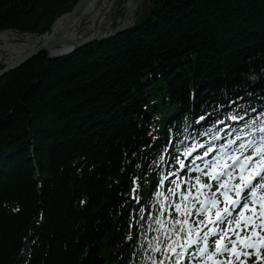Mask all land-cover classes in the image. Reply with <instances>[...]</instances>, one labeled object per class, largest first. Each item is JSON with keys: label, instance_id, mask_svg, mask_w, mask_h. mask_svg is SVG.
Wrapping results in <instances>:
<instances>
[{"label": "trees", "instance_id": "trees-1", "mask_svg": "<svg viewBox=\"0 0 264 264\" xmlns=\"http://www.w3.org/2000/svg\"><path fill=\"white\" fill-rule=\"evenodd\" d=\"M76 1L0 0V31ZM236 100L264 103V0H150L132 31L1 78L0 264H138L132 180L145 204L167 137Z\"/></svg>", "mask_w": 264, "mask_h": 264}, {"label": "snow or ice", "instance_id": "snow-or-ice-1", "mask_svg": "<svg viewBox=\"0 0 264 264\" xmlns=\"http://www.w3.org/2000/svg\"><path fill=\"white\" fill-rule=\"evenodd\" d=\"M240 117L237 115H231V119L236 120ZM202 119V118H201ZM219 122V121H218ZM261 132H264V126L261 127ZM261 141H264V135H262L259 138ZM240 149L243 151L247 152L249 149H251V153L249 155H243L241 156V160H247L249 161L248 165L240 163V160H237L236 157H233V160L235 161L234 166L239 167L241 169L240 172V180L241 184L236 185V191H237V199L233 201V205H240L241 201H243L242 207L240 209L241 213L243 212L244 209L249 208V203L247 202V199L244 196H241L240 193L243 192L245 189H250L251 193H255L257 188H264V143H257L256 140H252L251 142L245 141L240 144ZM207 151H211V148H209ZM207 151L205 152V155H207ZM253 157H257L256 160H253ZM183 166V165H182ZM225 167H228V165H225ZM247 174V175H245ZM205 175H209L210 178H215L217 180H220V176L216 173L215 171V166L213 167V171L210 173H205ZM231 177L232 173L229 172L227 173ZM197 181L199 182V177L196 178ZM207 187H211V185H206ZM227 200V196L225 197ZM253 202L256 203L253 197ZM216 201H213V204H215ZM261 204V209H260V215L264 216V201L259 202ZM177 210L180 209V205L177 204ZM225 216L228 217L227 223L229 225L232 224V221L234 219V216L232 215V209L229 207H225L224 209L221 210ZM221 211H217L216 217L217 220L223 219L221 216ZM261 224H264V221H261ZM231 231V229H221L220 234L218 235V238L215 239L214 243L216 245L215 247V253L208 252V249L206 247H201L199 249V253H207L209 258H211L214 254H221L223 252H228L229 255L231 256L233 253H235V256L239 258L241 255L247 257L251 255V253L244 252L240 253L236 251V243L239 240L242 244H244L245 247H251L258 249L260 246H264V237L261 238L259 244L258 243H253L247 238H241L239 233H236V239L230 241L232 247L229 248L227 246L228 242L222 243L225 239V233ZM252 232L254 234L256 233V228L253 227ZM216 233L213 232L212 229H209L207 232L204 233V243L205 245L212 243V241L208 240V236L210 235H215ZM186 243L180 244L179 245V251H177V246L169 240V245H168V250L172 253H175L176 257L183 258L181 256V253L187 250V248L194 242V237L191 234V231H189L188 236L186 238ZM256 256L257 259H260V252L259 250L256 251ZM217 264H233L232 260H226V261H218ZM241 264H244V261H241Z\"/></svg>", "mask_w": 264, "mask_h": 264}, {"label": "bare ground", "instance_id": "bare-ground-1", "mask_svg": "<svg viewBox=\"0 0 264 264\" xmlns=\"http://www.w3.org/2000/svg\"><path fill=\"white\" fill-rule=\"evenodd\" d=\"M130 4V0H93L87 3L75 15L67 29L65 39L83 37L85 34L89 36L101 35L111 27L115 16H117V11L127 13L131 7ZM67 18V15L59 17L51 26L49 33L42 36L33 37L29 34L12 31L0 32V52L5 54H0V63L36 44L53 40L63 28ZM120 21H122L121 18L118 19V22ZM16 155L15 151L11 152V155L7 157V162L14 161ZM131 223L138 226L137 222L131 221Z\"/></svg>", "mask_w": 264, "mask_h": 264}, {"label": "water", "instance_id": "water-1", "mask_svg": "<svg viewBox=\"0 0 264 264\" xmlns=\"http://www.w3.org/2000/svg\"><path fill=\"white\" fill-rule=\"evenodd\" d=\"M91 1L93 0H79L73 6L71 11L66 14L68 18L63 28L53 40L46 41L41 44H36L22 51L21 53L8 58L7 61L0 63V79L18 70L26 62L30 61L40 53H46V55L50 59H58L68 56L75 51L83 49L91 44L111 39L119 34L131 31L136 26L137 21L140 19L148 0H130L131 7L127 13H123V16L121 18L122 21L117 22L114 27H109L101 35L89 36L88 34H85L83 37L65 39L67 29L74 19L75 15L84 5ZM110 15L111 14L109 13V16ZM10 31L20 34V32L13 29ZM49 31L45 34L49 33Z\"/></svg>", "mask_w": 264, "mask_h": 264}, {"label": "rangeland", "instance_id": "rangeland-1", "mask_svg": "<svg viewBox=\"0 0 264 264\" xmlns=\"http://www.w3.org/2000/svg\"><path fill=\"white\" fill-rule=\"evenodd\" d=\"M78 1H79V0H77L76 3H77ZM148 2H149V1L146 2V6H147ZM73 6H74V5H73ZM73 6H72V7H73ZM122 16H123V12H120V13H119V11H117V16H115V20H114L113 24L111 25V27H114L115 24H117L118 19H119V18H122ZM30 34H32L33 37H37V33H35V34L30 33ZM0 54L5 55L4 53H1V52H0Z\"/></svg>", "mask_w": 264, "mask_h": 264}]
</instances>
